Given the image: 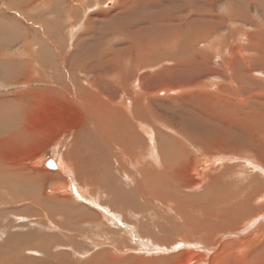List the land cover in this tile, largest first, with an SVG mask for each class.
<instances>
[{
  "label": "rangeland",
  "instance_id": "obj_1",
  "mask_svg": "<svg viewBox=\"0 0 264 264\" xmlns=\"http://www.w3.org/2000/svg\"><path fill=\"white\" fill-rule=\"evenodd\" d=\"M44 1L47 5L43 3ZM59 1L60 5H55L54 0H0V233H2L0 234V257L2 258L5 257L2 255H6V253L10 252L9 249H4L2 247V243L7 240V236L10 234L18 236L23 235L25 231H28L27 233H29L30 230V234L31 231H34L37 238L40 234L50 235L53 233L55 235H61V232L58 233L55 230L29 226L31 223L34 224V222L38 223L39 219L47 220L46 217L49 216L47 215L48 212L55 216L52 220L55 218L57 220H63L64 218V220L70 219L73 221L78 219L72 211L73 208H78L76 211L80 214H89L96 211L99 212V210L96 209L98 207L95 206L96 199H94L93 204L86 201L84 203L83 200H77L75 198L68 199V202L62 201L60 202L61 204L58 202L57 204H54L55 201H51L57 194L64 196L67 195V191L60 192L65 187L56 189L55 185H53L54 182L59 180L63 181L66 179L65 177L69 178L71 175L68 173L67 167L64 166V168L63 164L61 166L62 159H70L71 161L75 160L74 154L70 153L72 152L71 145L73 142L77 145V150L86 146L83 142H75L77 140V133H79L78 135H82V137L85 135L83 140L85 143H90L89 146L92 149L93 147L100 148V145L97 144L98 142L94 140V142H96L94 143L93 140L88 137L89 134L86 133L89 131L86 122L88 119L86 109L89 107L92 108V101L99 99H102V101L107 99V101L103 102L115 101V105L119 107L123 104L122 99H124V96H127L125 90L122 89L123 86H120V88H114V85L112 84L107 85L106 89L104 88L102 91L97 88L88 89L86 83H91L94 79H99L100 77L94 78V76H92L94 74L92 71L86 70V68H81L83 65L88 66L92 63H102L103 70L107 75L109 74V77H106V83L111 80V76L116 77L115 74L118 76L119 72L117 73L113 70L118 71L119 69L121 72H124L125 76L130 80L128 81V84H126V87L127 89L130 87L128 90L132 97L135 94H140L145 89H148V93L150 97H152L150 98L151 102L149 108L162 122L167 123L168 128L172 126L175 129H180L185 136L188 135V127L195 129L197 134L201 137L196 145L188 142L185 143V141H182L177 137L179 144L190 156L189 162H193V156L197 154L199 155L201 149L203 151H209L210 147L206 146V144L208 145L209 143L224 144L222 148H216L219 154H223L225 152L224 149L230 145L238 147L248 145V142L245 140L230 139L229 137L219 139L220 136L218 135L221 131L228 132L233 127L245 126L244 120L249 122V131L252 133L263 128L260 134L264 137V127H262L264 126V104L261 103L263 106L258 105L253 98V95L257 93L256 95L261 97V100L259 99L260 102L264 103V0H206L204 3H199L198 1L196 3L195 1L196 6H202V9L205 8L200 14L206 15L205 11H207L213 16V18H217L215 21L218 22L216 23L213 21V25L208 24L207 26L209 28L207 29H202V27L197 28L196 32L199 34L201 40H196L195 46H192L193 48L191 47L192 49L190 48L189 50V48L183 44H185L184 40H186V37L190 36V32L191 34L193 33L194 30L191 29L193 27L188 26L191 27L188 28L190 29L188 30L180 26L177 27L176 24L172 26L170 25L167 28L166 33L158 37L155 41L157 47H150L141 44L138 45V48L129 51H126L128 48L123 40V34L125 32L123 25L125 24L127 27L128 23H130L129 25L133 24L135 27L145 26L149 15H153L154 20L161 19L159 18V15H161L162 9L164 11L170 8L169 5L164 2L165 0L163 3L161 2L159 6L150 7L152 14H150L148 9L142 10L140 14L136 15L137 17L135 16L131 20L129 18L132 16L131 13L124 12L125 9L123 8L126 7L122 6L124 0H78L77 4L75 1L70 0L68 3L66 2L64 6L70 7L72 6V2L75 4V11L72 13V22L75 24L72 28L66 25V12H60L61 9L59 11L57 10L58 7L61 8V5H63V3L61 4V0ZM108 2L111 4H108ZM10 4H12L11 6L13 7H11ZM49 5L50 7L51 5L54 7H51L53 10L46 8ZM81 6L85 9L83 10L82 8L84 12L80 10ZM233 8L236 10H232ZM55 9L57 11H54ZM228 9L232 10L233 16L237 20H232L231 16L228 18L229 21L226 19V16L229 14ZM117 11L122 12L120 14ZM181 11L180 14H176L174 11L175 13H172L168 22H184L192 15L189 14L190 12L185 9V7ZM116 13L119 14L117 16L118 18H116ZM154 14L158 15L156 16ZM109 16L110 18H108ZM167 17L162 16V18ZM106 18L108 20H106ZM97 19H103V22L101 23V21H98ZM144 19L146 23L143 21ZM195 19H198L199 23L197 25L200 26H203L204 22L208 21V19L203 20V18ZM76 21H78V23H76ZM84 21H88V23L90 22L89 25L91 26V29L94 27L96 32H88L90 31V27L86 32V27H84L83 24ZM91 23L95 24L93 25ZM104 27H108L109 30ZM179 30H183V33L180 32L177 34ZM207 31H210V33H207ZM82 35H85V37L81 38ZM182 35L185 36L183 37ZM204 36L207 38L205 39ZM191 37L192 36H190V38ZM124 47H126L125 52L129 53L128 55L130 57L124 55L125 52L122 49ZM117 49L119 52H117ZM120 50L122 52H120ZM109 61L113 63L115 62L116 65H112ZM108 62L110 65H108ZM8 63H10V67L7 66V68L4 64ZM17 63H19L18 69H13L12 65ZM129 63L132 65L126 67V65H130ZM236 65L238 66V72H235V74L232 75L231 67H236L237 69ZM70 66L73 67L72 72H70ZM129 69L131 70L132 75L128 76L126 75V72H130ZM184 70H189L190 74L185 71L186 74L184 75ZM193 71L195 72L192 74L191 72ZM99 73L100 70L97 71V74ZM242 83L244 87H242L241 93L239 89ZM110 88L111 90H109ZM86 89H88V91H86ZM243 90L245 91L243 92ZM249 90L250 93L247 94ZM161 91L162 94H159ZM88 92H90L92 96L90 93L88 94ZM97 92L98 95H100V98L98 97L99 99L97 98ZM99 92L101 93L99 94ZM190 94L192 95L190 96ZM239 95H247L250 99ZM233 97L236 100H234ZM246 98L249 99L248 109L245 108L248 102ZM234 101H237L236 105L238 104L240 107L242 105L243 109H246L244 115L240 114V111L239 113L234 114L230 110L232 105H234ZM155 114H152L154 115V121H150L148 127H157L161 130H166L165 127H160L158 125L160 123L156 120ZM40 125L42 127L45 126L44 130L47 131H41L42 128ZM124 125L128 129L129 126H127L126 123ZM85 127L86 129L83 130V135L80 130ZM140 132L142 134L141 142L143 143L140 142V147L132 149V154L134 153L133 156L137 153L135 155L137 158V170L140 166L139 156L143 157L142 153L146 150V158L144 157L145 162H152L154 165L157 154L156 150L159 149L158 145L160 143V140L156 139L157 136L150 141V135H148V132L145 129L142 128ZM164 136H166V133ZM171 136L173 135L171 134ZM253 138L255 140L256 136ZM156 140H158L159 143ZM251 142L253 143V141ZM257 143L258 146H256V149H251L250 147V149L247 150L248 152H246V150L239 153L234 152L236 155L224 153V155L221 157L219 156L217 159L218 161L221 158V162L226 161L227 164L238 165V167H236V169H238L233 171L237 173L235 174L236 177L233 176L228 178L230 180L233 179L232 182L234 181L236 185H239L242 182L244 183L253 176L259 177L264 181V168L262 169V165L264 166V138L260 139ZM93 151H95V149ZM192 153L195 154L193 155ZM63 154H65V156ZM108 154L111 155V153L108 152L104 156L103 153L98 159H96V168L93 167L89 155H86L89 157L88 163L90 167L92 166V170L89 173L94 171L92 176L91 174L89 175L94 181H96V185H86V189L89 190V192H101L100 195L103 197L102 200L105 203L117 206L125 218L129 219L128 216H131V219L136 226L134 225V229L132 225H129L126 233L132 234L135 231L134 234L138 233L139 235H128L133 238L134 244L131 245V251L123 254L120 253L121 245L117 247V243H115V248H112V245L108 246L105 245L103 241H100L102 248H97L100 251H109V255L107 258H104L103 256L96 257V260H94L92 264H106V262L107 264H156L157 262H154L157 261V259H161L164 256L170 255L169 253L172 254L176 251H169L168 254L157 252V250L152 252V249L150 250L147 246L151 245L148 243V235L143 234L140 231L139 228L142 227L137 223H143V229H146V231H154L156 233V225L159 224L157 222H162V218L158 217L157 214L154 213L155 211L158 212L159 210V212H165L166 206L170 205V207H175L177 201L181 202L183 198V202L187 200L190 205L194 206V200L200 201L202 193V196L207 194V196H209V194L217 196L219 194L214 190L207 189L205 181L203 182V180H201L198 182L195 179V173L190 170L189 166H185V168L180 167L179 170H181H178V175L175 173L174 177L179 183L182 182L184 177L185 182L183 180L182 184H186L188 189L185 193L184 188L186 187L182 186L179 188L181 189L179 192L181 195L182 193L187 195L182 198L179 194L173 201L161 205L157 202L156 205H153V209H151L148 206L146 207L142 205L140 202H133L132 197L134 195L139 198V195L136 193L132 196L127 194L128 196L126 198H122V195H120L119 192L121 193L122 190L123 192H126L128 190L123 188V186H119L118 183L121 181L125 182V180L119 176L120 174L114 175L110 168L104 171L102 165H100L106 156L107 160L110 161L108 158L110 155ZM78 158L79 161H77ZM236 160L239 162L234 163ZM49 162H53L55 167L48 168L47 164ZM75 163V166L78 165L77 170H80L79 163H81V165H83V163L78 155ZM247 163L255 165L256 169L257 163V165H259V170H254L248 166ZM157 166H159V163ZM215 166L218 167L219 164H216ZM97 169L100 173L103 170L102 173L100 174L96 171ZM153 170L156 171L155 165ZM222 171L223 167L217 172L222 173ZM196 172L203 174L206 173V170H203L198 166ZM16 176H19L20 178H16ZM117 176H119L118 180L116 178ZM30 177L35 178L31 181ZM189 181L194 184H189ZM101 183L105 187L102 186ZM113 183L116 185L118 184L119 187L115 186ZM6 184L9 186L7 187ZM97 184L100 185V187ZM67 187L70 190L71 186L69 185ZM113 188L114 191L116 189L115 192L113 191ZM191 188L195 191L194 193ZM71 190L76 191L74 188ZM110 190L112 191L110 192ZM196 192L200 193L198 194ZM99 193H97V195H99ZM110 193L117 194L110 196ZM192 194L194 196L192 197L193 201L191 200ZM118 195L121 199H118ZM169 196H171V193H169ZM187 196L190 197L189 200L186 199ZM147 197H149V195H147ZM28 198H32V200H28ZM37 198L39 203H33V199ZM97 202L99 206H109L102 204V201L99 199H97ZM253 203L255 205L262 204L257 203L256 199ZM66 204L69 206L72 205V207H69ZM141 207L144 209L142 210ZM133 210L135 211V213L133 212L135 215L132 213ZM151 210H153V212ZM38 212H40L42 216ZM59 212L60 214L56 215ZM131 213L133 215H131ZM83 227L86 228V230H92L91 226L88 224H85ZM102 228L105 229L103 226ZM160 228L164 230L165 233L167 232L166 234L170 235L172 240L177 241L175 233L170 231L171 227L168 223H164ZM117 229L122 230L121 228ZM256 229L250 230L247 228L244 230V233H241L237 237L232 238L229 236V238L224 237L220 239V242L226 244L223 249L216 250V246H218V242L216 241L215 251L210 254L205 264H264V252H262L264 251V224L257 226ZM248 230L250 232H248ZM5 232L7 235L4 234ZM122 233H124L123 230ZM97 235L99 236L98 233ZM50 239H54L52 235H50L48 241H46L45 245L47 248L45 249L37 247L39 239L27 242L18 241L17 244L25 245V248L28 247L31 249L36 247L38 249L36 250L37 252L24 251L19 254L20 256L18 255L17 258H14L13 261L17 264H57L60 263V261V264H65V262L66 264H87V260L92 256L87 251L92 250V244H97L99 242V240L94 241V239H92V243L90 240L87 241L82 239L79 241L81 248H85L83 251L85 250V252L89 254L87 259L88 254L85 256L72 254L71 250H62L60 246L53 243L55 239L52 241ZM49 241L51 242L48 243ZM226 241L228 242L226 243ZM131 243L132 240H130V244ZM51 244H55L57 247L55 246L53 248L54 250H50ZM135 245L140 247L144 246V249L148 252H134V249L136 248ZM156 245L164 246V243L158 241ZM254 249H259V252L261 253H257L258 251L255 253ZM4 251L6 253H3ZM77 252H79V250L75 253ZM147 256H149L150 260ZM115 258L118 259L116 260ZM183 258L185 257L181 258L182 262L185 261L187 257L185 259ZM198 259L199 256L197 255L195 260ZM171 261L172 260H167L166 264H170ZM178 261L180 260L178 259Z\"/></svg>",
  "mask_w": 264,
  "mask_h": 264
},
{
  "label": "bare ground",
  "instance_id": "obj_2",
  "mask_svg": "<svg viewBox=\"0 0 264 264\" xmlns=\"http://www.w3.org/2000/svg\"><path fill=\"white\" fill-rule=\"evenodd\" d=\"M8 1H11V0H8ZM69 1L70 0H61V4L63 3V5H61V8L58 7L57 10L59 11L61 9L60 12L61 11L66 12V15H67V19H66L67 24L66 25H68V27L72 28L73 25L75 24L74 22H72L73 21L72 13L75 11V7H74L75 4H74V2H72V6H70V7L64 6L65 3L66 2L68 3ZM72 1H75L76 4L78 3V0H72ZM113 1H116V0H113ZM163 1L164 0H124V3H122L123 5L122 4L121 5L123 7L126 6L123 8L126 10V11L124 10V12H127V13L130 12L131 13L132 16L129 17L131 20L137 14H140L142 12V10L148 9L150 11V7L159 6L161 2L163 3ZM195 1H196V3H197V1L199 3L206 2V0H165L164 2H166L170 8L166 9L164 11L162 9V13H161V15H159V18H161V19L154 20L153 19L154 16L149 15L147 17V24L145 26L135 27L133 24L129 25L130 23H128V26L126 27V25L124 24L123 26H124L125 32L123 34V40H124V43L126 44V46L128 48V50H126V51L134 50V48H138V45H141V44H144V45L150 46V47H157L155 41L158 39V37L164 35L166 33L167 28L170 25L172 26V25H176V24H177V27L180 26V27L186 28V29L191 28L188 26L193 27V28H191L192 30H194L192 33L193 35L190 32V36H192V37L191 38H190V36L186 37V40H184L185 44H183V45H186V47H188L190 50V48L192 46H195L196 40H201L199 37V34L196 32L197 28L202 27V29H207V28H209L207 26L208 24L213 25L214 24L213 21L216 23L218 22V21H215L217 18H213V16H211L210 13H208L207 11H205L206 15L200 14V13H202V10L205 9L204 7L206 6V4L203 7L204 9H202L201 5H199L201 7H198L195 5ZM40 2H42V1H40ZM43 3L45 5H47L45 1ZM54 4L60 5V1L54 0ZM108 4H111V3L108 2ZM11 5L12 4H10V6ZM97 5H98V3H97ZM127 6H130V7H127ZM8 7H9V5H8ZM11 7H13V6H11ZM51 7H52V5H51ZM51 7L49 5L46 8L51 9ZM184 7H185V9H187L190 12L189 14H192L190 17L188 15L189 19L187 18V20L184 22L183 21H179V22L175 21L174 23L173 22L169 23L168 19L170 18V16H172V13L176 12V14H180L182 12L181 10H183ZM52 8H54V7H52ZM82 8L83 7L81 6L80 10H82ZM16 9H17V7H16ZM51 10H53V9H51ZM57 10L55 9L54 11H57ZM83 10H85V9L83 8ZM232 10H236V9L233 8ZM232 10L231 9L229 10V14H228V16H226V19H228L229 16H231L232 20H237L233 16ZM117 12H119V11H117ZM121 12L122 11H120L119 13L121 14ZM242 13H243V11H242ZM144 14H145V12H144ZM150 14H152L151 11H150ZM118 15L119 14L116 13V18H118L117 17ZM146 15H147V13H146ZM154 15L157 16L158 14H154ZM162 16L163 17L169 16V17L162 18ZM194 17L199 18V19L203 18V20L208 19V21L204 22L203 26H200V25H197L199 23L198 19H195ZM98 18H100V17H98ZM108 18H110V16ZM80 19H81V17H80ZM242 19H241V21H242ZM97 20H95V21H97ZM102 20H98V21H101V23H102L103 22ZM106 20H108V19L106 18ZM137 20H139V19H137ZM143 21L146 23L145 19ZM228 21H229V19H228ZM91 22H92V20H91ZM76 23H78V21H76ZM89 23H88V21L83 22L84 27H86V32H87V30H89V27H90V31H88V32H96L94 27H93V29H91V26L89 25ZM91 24L94 25L95 23H91ZM108 27H104V28L109 30ZM188 30H190V29H188ZM180 32L183 33V30L182 31L179 30V32L177 34H179ZM207 33H210V31H207ZM182 36L184 37L185 35H182ZM83 37H85V35H82L81 38H83ZM179 37H181V36H179ZM90 38H92V37H90ZM204 38H205V36H204ZM192 39H193V42H192ZM81 42H83V41H81ZM119 44H121V43H119ZM125 48L126 47L122 48L124 50V52H125ZM179 49H180V47H179ZM182 49L185 50L184 48H182ZM254 49H256V48H254ZM27 50H28V48H27ZM255 51H257V50H255ZM117 52H119L118 49H117ZM120 52H122V51L120 50ZM128 54L129 53H126V52L124 53V55H128ZM3 59H4V57H3ZM81 60H83V59H81ZM109 62H111V61H109ZM109 62H108V65H110ZM111 63H112V65L115 64V62L114 63L111 62ZM129 64L130 65H128V66L125 64L126 67H129L132 65L131 63H129ZM4 65H6V67L7 66L10 67V63L4 64ZM18 65H19V63L12 65L13 69H18ZM102 65H103L102 63H100V64H93L92 63L91 65H88V66L83 65L81 67L82 69L86 68V70L92 71L94 73L92 75V76H94V78L100 77L99 79L98 78L94 79L91 83H86V86L88 87V89L89 88H92V89L97 88L98 90L102 91L104 88L106 89L107 85L112 84V85H114V88H117V87L120 88V86H123V88L122 87L121 88L123 90H125L127 96L125 95L124 99H122V101H123L122 106L117 107L115 105V101L114 102H103V101H107V99L103 100V101H102V99H99L100 95H98V92H97L98 96L97 95L96 96H97V98L99 97L98 98L99 100L92 101V103H91L92 108L89 107L86 109L87 114H88V117H87L88 119L86 120V122H87V127L89 128V131H87L86 133L89 134L88 137H90L93 140V142H94V140L98 142L97 144L100 145V148L93 147V149H92L89 146L90 143L84 142L83 139H84L85 135L83 134V130L86 129V127L80 130V132L84 135L83 137H82V135H78L79 133H77V135H76L77 140L75 142H77V141H79L80 143L83 142V144H86V146H83L77 150V148H76L77 145L74 144V142H73V144L71 145V151L72 152H70V153L74 154L75 160L71 161L70 159H68V160L62 159V161H61L62 162L61 166L63 164V167L64 166L67 167L68 173L71 175L69 178L65 177L66 179H64L63 181L59 180V181H56L53 183V185H55L56 189L65 187L60 192H66L67 191V193H66L67 195L64 196V195H58L57 194L54 197V199L51 200L52 202L53 201L56 202V203L54 202V204H57V202L58 203H60L62 201L68 202V199L75 198L77 200H83L84 203L86 201V202H89L90 204H93L94 199H96L95 200L96 201L95 206L98 207L96 209L99 210V212L96 211L97 213L91 212L89 214L88 213L80 214L78 211H76V209H78V208H76V209L73 208L72 211H73L74 215H76L78 217V219L76 221H73L70 219L64 220V218H63V220H57L56 218L54 220H52V218L55 216L51 215V213L48 212L47 215H49V216L46 217L47 220H45V219L40 220L39 219L38 223H35V222H34V224L31 223V225H29L30 227L35 226L37 228H46L47 230H55L58 233L61 232L62 233L61 235H55L51 232L52 234H50V235H52L53 238L55 239V240L52 239V240H54L53 243H56L58 246H60V248L62 250H65V249L71 250L72 254H80L82 256L83 255L85 256L88 253L91 254L92 256H91V258H89L90 260L88 259L89 254L87 256V259L89 260V261L87 260V264H92L94 262V260H96V257L103 256L104 258H107V256L109 255V251L105 252V251H100L98 249V248H102L100 241H103L105 243V245H108V246L112 245V248H115V246H114L115 243H117V247L121 245V247H120L121 248V251H120L121 254L126 253L128 251H131V245L134 244V242H133V238L131 236L129 237L128 235H135V236L139 235L138 233L134 234L135 231L132 234L126 233L129 225H132L133 228L135 225L131 219V216H128V218L130 219L129 220V219L124 217V215L122 214V212H120V210L117 206H115L113 204H110V205H112V206H110L109 204L105 203L102 200L103 197H101V195H100L101 192L100 193L96 192V191H90L89 192V190L86 189V185H89V186L94 185V184L96 185V181H94L93 178H91L92 173L94 171H92V173H89L92 170L91 169L92 166L90 167V165L88 163L89 162L88 158L89 157L91 158L90 161H92L91 163H92L93 167L96 168V166H95V164L97 163L96 159H98L103 153L105 156L106 153H108V152L111 153V155L108 154V155H110L108 157L110 161L107 160V158H106L107 156H106L103 159L102 164H100V165H102V168L104 169V171H106V169L110 168L112 170L111 172H113L114 175L120 174L119 176H121L125 180V182L121 181V182H119V183L117 182V183L119 184V186H123V188H126V190H128L129 192L124 191L125 192L124 193L122 190L121 193L119 192V194L122 195V198H126L128 195L132 196L133 194L136 193L137 195H139V198H141L142 200L137 198L136 195H134L132 197V199H133V202H135V203L140 202L142 205H144L146 207L148 206L149 208L153 209V205L154 204L156 205L157 202H159L160 205L165 204L166 202L169 203L170 201H173L174 198H177V195H179V194H180V196H182V198H183V196L185 197L187 194L186 195H184V194L186 193V190L188 188L186 187V184H182L183 180L185 182L184 177L181 174H179L183 177L181 183L176 181L175 177H174L175 173H177V175H178L177 171L179 170V168L180 167L185 168V166H189L190 170L195 173V179L198 182L201 180H203V182L205 181V184H206L205 186L207 189L214 190L215 192H217L219 194L217 196H215V195L212 196L210 194H209V196H207L208 194L202 196L203 195V193H202V195H201L202 198L200 199V201L194 200L195 205L197 204L196 206L190 205L187 202L186 199L189 200V198H190L187 196V198L185 199L186 200L185 202H183L184 198L182 200L180 199L181 202L177 201V203H176L177 205H175V207H170V205L166 206L165 212L164 211L159 212V210H158V212L155 211L154 213L157 214L158 217L162 218V222H159L157 220L158 221L157 223H159V224L156 225V228H157L156 233L154 231H148V230L146 231V229H143L144 228L143 223H141V222L137 223L140 227H142V228H139L140 231L143 234L148 235V237H149L148 243H150L151 245H147V246L150 250L152 249V252L154 250H157V252H162V253L168 254L169 251H174V250L176 251L172 254L169 253L170 255L164 256L161 259H157V261L154 262V263L157 262L156 264H166L167 260H172L170 262V264H205L206 260L210 256V254L215 251L216 241L218 242V246H216V250L217 249H223L226 246V244L220 242V239H222L224 237L229 238V236L232 238L237 237L241 233H244V230L247 228L250 230H254L257 228V226H261L262 224H264V181H262L259 177L253 176L249 180L245 181L244 183L242 182L241 184L236 185L234 181L232 182L233 179L230 180L228 178L233 177V176H235V174H237L233 171L238 169V168L236 169V167H238V165H232L230 163L227 164L226 161L221 162V158H220V160L217 161L219 156L221 157L222 155H224V153L236 155V154H234V152L239 153V152L245 151V150H246V152H248L247 150L250 149V147H251V149H254V148L256 149V146H258L257 142H259L260 139L264 138L260 134L261 130L263 128L261 130L258 129L254 133H252L249 131V127H248L249 122L244 120L245 126H239L236 128L233 127L228 132H223V131L219 132L218 135L220 136L219 139H225V138L229 137L230 139L245 140L248 142V145H245L243 147L230 145L229 147L224 149L225 152L223 154H219L218 151L216 150V148H222L224 146V144L223 143H209L208 145L206 144L207 147L208 146L210 147L209 151H203L201 149V152L199 153V155L198 154L194 155L195 153H192L194 155V156L192 155L194 157L193 162H191V161L189 162L190 156L188 155L187 151H185L184 148H182V146L179 144L177 137L180 138L182 141H185V143L188 142V143H192L193 145H196L201 137L197 134L195 129L188 127L187 128V133H188L187 136L183 135L182 131L180 129H175L172 126H170L169 127L170 129H169L167 127V123L162 122L157 117V115L149 108V104L151 102L150 98H152V97H150V95L148 93V89H145L140 94H135L132 97L131 93L128 90V89H130L129 85H128V87H129L128 89L126 87L127 86L126 84H128V81H130V80L128 79L127 76H125L124 72H121L119 69H118V71L113 70L114 72H117V73L119 72L118 76H117V74H115L116 77L111 76L110 77L111 80H109L106 83V80H107L106 77H109L108 76L109 74L107 75V73L103 70ZM112 67H114V66H112ZM70 69H71L70 72H72L73 67L70 66ZM231 69H232V71H231L232 75H234L235 72H238L237 71L238 66H237V69H236V67H231ZM99 70H100V73L97 74V71H99ZM186 70H184V75L186 74L185 73ZM186 72H189V70ZM194 72L195 71H193L191 73L193 74ZM131 73H132L131 70H130V72L127 71L126 75H128V76L132 75ZM100 74H102V75H100ZM188 74H190V72ZM180 75H182V74H180ZM251 84H252V82H251ZM242 87H244L243 83L240 85V89H239L240 92L242 90ZM88 89H86V91H88ZM109 90H111V88ZM244 91L245 90H243V92ZM185 92H184V94H185ZM89 93L90 92H88V94ZM100 93L101 92H99V94ZM249 93H250V90L248 91L247 94H249ZM159 94H162V91ZM256 94L253 95V98L255 99V101L258 105L263 106L262 104H264V103L260 102L261 97L259 95H256ZM191 95L192 94H190V96ZM241 95H239V96H241ZM91 96H92V94H91ZM241 97L249 98L247 95L241 96ZM241 97H240V99H241ZM246 99H245V102H246ZM249 99H247L248 102H247L246 107H245L247 109L249 108ZM234 100H236V99L234 98ZM2 103H4V102H2ZM233 103H234V105H232L230 110L234 114L239 113V111H240V114L244 115L246 112V109L245 108L243 109L242 105H241L242 108L240 106H238V104L236 105L237 101L236 102L234 101ZM238 107H240V108H238ZM91 110L94 112H92ZM152 114H155L156 120L160 123L158 125L160 127H165L166 130H161L157 127L156 128L148 127L150 121H152L153 117H154V115H152ZM5 116H6V114H5ZM125 123L127 126H129L128 129L124 125ZM44 127L41 126V128H42L41 131L43 130V132L47 131V130H44ZM262 127H264V126H262ZM142 128L148 132V135H150V138H149L150 141L156 136H157L156 139L160 140V143L158 142V140H156L159 143V145L157 144L159 146V149L156 150L157 151L156 161L154 163L156 171L153 170L154 165L152 162H147V161L145 162V158H146L145 155H146L147 150L143 151V153H142L143 157L139 156L140 166H139L138 170L136 169L137 158L135 157V155L137 153L133 156L134 153L132 154V149L133 148L136 149V148L140 147V145H141L140 142H141L142 134H141L140 130ZM48 132H45V133H48ZM165 133H166V136H164ZM143 134H145V133H143ZM171 134L173 136H171ZM33 136H35V135H33ZM49 136H50V134H49ZM254 136H256L255 140L253 138ZM47 138H48V136H47ZM251 141H253V143ZM94 143H96V142H94ZM94 143H91V144H94ZM141 143H143V142H141ZM250 145H252V146H250ZM194 147H196V146H194ZM142 148H144V147H142ZM152 148H153V146H152ZM75 149L77 150V152ZM94 149H95V151H93ZM63 155L65 156V154H63ZM77 155L81 158L82 163H83V165H81V163H79L81 165V166L79 165L80 170H77L78 165H76L77 167L75 166V164H76L75 161L77 159ZM86 155H89V157ZM256 155H257V153H256ZM77 161H79V158ZM238 162L239 161L236 160L234 163H238ZM246 162H248V161H246ZM158 163H159V166H157ZM216 164H219V166L218 167L215 166ZM247 165L250 166L251 168H253L254 170H257V171L259 170V165H257V163H256L257 169H256L255 165H253V164L247 163ZM198 166L201 167V169L206 170V173L199 174V172H196ZM222 167H223L222 173L217 172L220 168L222 169ZM98 168H100V167H98ZM263 168H264V166L262 165V169ZM63 171H65V170H63ZM96 171H98V169ZM102 171H101V173H102ZM98 172L100 173V171H98ZM89 174H91V176ZM95 175H96V173H95ZM67 176H68V174H67ZM119 176L116 177L117 180H118ZM16 178H20V177L16 176ZM34 178L30 177V180L32 181ZM103 178H105V177H103ZM188 178H190V177H188ZM241 181H242V179H241ZM107 182H108V180H107ZM113 184H115V183H113ZM118 184L117 185L115 184V186L119 187ZM189 184H194V183L190 182ZM189 184H188V186H189ZM195 184H197V183H195ZM69 185L72 188L76 189V191L71 190L72 189L71 187L69 190V188L67 187ZM108 185H110V184H108ZM8 186L9 185H7V187ZM98 186L100 187V185H98ZM102 186H104V185L102 184ZM182 186L186 187V188H184L185 190L182 188L185 191V193H182V195H181V193L179 192V190H181V189H179V188ZM102 190H104V189H102ZM183 190H182V192H183ZM191 190L193 191L192 188H191ZM111 191L112 190H110V192ZM113 191H114V188H113ZM115 191H116V189H115ZM122 192H123V194H122ZM194 192L195 191H193V193ZM200 192H203V191H200ZM200 192H196V193L199 194ZM206 192H208V191H206ZM97 193H99V195H97ZM169 193H171V196H169ZM115 194H117V193H112V194L110 193L109 195L113 196ZM189 194H190V192H189ZM147 195H149V197H147ZM192 197H194L193 194L191 196V200L193 199ZM43 198H44V196H43ZM115 198H117V197H115ZM97 199L102 201V204L109 205V206L108 207L107 206H99L97 204L98 203ZM118 199H121L119 195H118ZM129 199H131V198H129ZM255 199H256L257 203H262V204L255 205L253 203ZM28 200H32V198H30V199L28 198ZM37 200H38V198L33 199L32 202L35 204H38L39 202ZM178 200H179V198H178ZM77 205H78V203H77ZM160 205H159V208H160ZM67 206H69V205H67ZM41 207H42V205H41ZM69 207H72V205H70ZM141 209H142V207H141ZM62 210H63V208H62ZM151 211L153 212V210H151ZM161 211H162V209H161ZM133 212L135 213L134 210L132 211V213ZM38 213H40V212H38ZM132 213H131V215L134 214V213L133 214ZM59 214H60V212L56 215H59ZM40 215H41V213H40ZM163 222L168 223L170 225V227H171L170 231H173L175 233L177 241L172 240L171 236L166 234L167 232L165 233L164 230H162L160 228V226L164 225ZM73 224H76V225H73ZM85 224L90 225L92 230L91 229L86 230V228L83 227ZM102 226L105 227V229H103ZM124 226H126V227H124ZM116 227L121 228L125 234L122 233V230H118ZM28 230H29V227H28ZM27 232L28 231H25L23 235H18V236L8 234L9 236H7L8 237L7 240H5L4 243H2V247L4 249H9L10 252H8V253H6L5 251L3 252V253H6V255H2V256H5V257H3L4 259L2 257H0V264H17L16 262L13 261V259L17 258L20 253H22L24 251H26V252H28V251L37 252L36 250L38 248H36V247L31 248V249L28 247L25 248V245L17 244L18 241L27 242L30 240L39 239L37 247H42V249L47 248V246L45 244H46V241H48V238L50 237V235H47V234L41 235L40 234V236L37 238L34 231H31V234H30V230H29V233H27ZM248 232H250V231L248 230ZM97 233L99 234V236L97 235ZM0 234H2V233H0ZM4 234H6V232ZM82 239L87 240V241L90 240L91 243H92V239H94V241L99 240V242L97 244H92V250L87 251L88 252L87 253V252H85V250L83 251V249H85V248H81V246L79 244V241H81ZM130 240H132L131 244H130ZM51 241H49L48 243H50ZM158 241H162V243H164V246L163 245H161V246L156 245V243ZM228 241H226V243ZM87 243H89V242H87ZM230 243H232V242H230ZM55 246H56L55 244H51L50 250H54L53 248ZM85 246H86V242H85ZM135 247L136 248L134 249V252H139V251L148 252L146 249H144V246L140 247V246L135 245ZM88 248H90V247H88ZM88 248H87V250H88ZM76 249L79 250V252L75 253L77 251ZM72 251H74V252H72ZM254 251H255V253L257 251H258L257 253H261V252H259V249L258 250L254 249ZM239 252H240V250H239ZM262 252H264V251H262ZM71 253H70V255H71ZM8 255H11V256H8ZM197 255L199 256V259L195 260V257ZM6 256H8V257H6ZM110 256H112V255H110ZM149 256H147V257L149 258ZM63 257H64V255H63ZM182 257H185V258L187 257V258L185 261L182 262V259H181ZM185 258H183V259H185ZM135 259H137V258H135ZM178 259L180 261H178ZM149 260H150V258H149ZM60 263H61V261H60ZM60 263H57V264H60ZM137 263H138V261H137ZM146 263H148V262H146ZM65 264H66V262H65ZM106 264H107V262H106ZM108 264H110V263H108Z\"/></svg>",
  "mask_w": 264,
  "mask_h": 264
},
{
  "label": "water",
  "instance_id": "obj_3",
  "mask_svg": "<svg viewBox=\"0 0 264 264\" xmlns=\"http://www.w3.org/2000/svg\"><path fill=\"white\" fill-rule=\"evenodd\" d=\"M47 167H48V168H54L55 166H54L53 162H49V163L47 164Z\"/></svg>",
  "mask_w": 264,
  "mask_h": 264
}]
</instances>
